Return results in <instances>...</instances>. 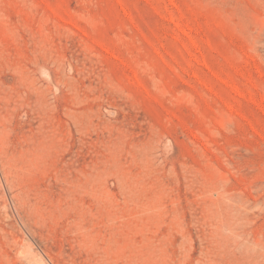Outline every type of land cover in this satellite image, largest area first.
<instances>
[{
	"label": "rangeland",
	"instance_id": "rangeland-1",
	"mask_svg": "<svg viewBox=\"0 0 264 264\" xmlns=\"http://www.w3.org/2000/svg\"><path fill=\"white\" fill-rule=\"evenodd\" d=\"M0 264H264V0H0Z\"/></svg>",
	"mask_w": 264,
	"mask_h": 264
}]
</instances>
